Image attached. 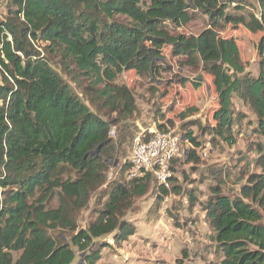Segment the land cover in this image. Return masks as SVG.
Wrapping results in <instances>:
<instances>
[{
	"label": "trees",
	"instance_id": "obj_1",
	"mask_svg": "<svg viewBox=\"0 0 264 264\" xmlns=\"http://www.w3.org/2000/svg\"><path fill=\"white\" fill-rule=\"evenodd\" d=\"M202 18L198 35L179 31ZM240 26L261 33L256 74L245 70L235 40L221 34ZM167 56L210 76L217 94L212 125L180 127L189 164H199L193 127L223 150L235 144L244 118L233 99L254 118L259 172L241 176L236 197L221 188L231 180L226 165L206 166L195 180L182 175L190 186L208 184L203 201L173 176L178 157L167 186L149 174L127 177L140 128L128 123L137 108L118 78L132 71L154 80L167 71ZM0 80V264H97L110 241L136 233L133 218L145 200L154 199L145 219H158L171 194L200 206L220 257L212 264H264V225L251 204L264 211V0H5ZM154 128L168 132L163 123ZM92 200L95 218L79 229Z\"/></svg>",
	"mask_w": 264,
	"mask_h": 264
},
{
	"label": "rangeland",
	"instance_id": "obj_2",
	"mask_svg": "<svg viewBox=\"0 0 264 264\" xmlns=\"http://www.w3.org/2000/svg\"><path fill=\"white\" fill-rule=\"evenodd\" d=\"M4 2L5 0H0L2 15ZM205 21L203 18L196 19L179 31L187 35H198L205 27ZM221 34L235 40L245 70L256 74L258 66L256 48L261 33H252L240 26L228 27ZM181 60L183 59L167 56L165 61L167 71L162 72L154 80L140 77L132 71L123 72L119 76L118 83L131 91L137 108V112L128 123L134 124L133 132L139 128L145 129L163 123L169 133L180 139L177 156L179 160L174 166L173 176L182 187L196 189L199 201L208 197V184L205 182L190 186L183 182L182 175L195 180L201 170L209 165L219 167L226 165L230 168L231 180L227 182L224 179L225 183L221 188L225 195L236 197L240 186L245 183L241 176L259 172L254 164L256 154L251 152L252 146L262 141L256 138L252 131L255 126L254 118L240 101L233 99L235 109L241 111L244 118L235 127V144L231 147L224 146L223 150L210 147V136L200 135L201 131L193 127L192 131L198 135L200 144L196 150L199 164H189L186 157L191 147L181 138L180 127L188 121H196L203 128L212 125L213 113L217 107V94L210 76L196 67H182ZM197 84L200 86L196 87ZM73 90L93 110L79 88L74 86ZM182 113L187 116L183 120L180 118ZM112 128L115 131L113 140L116 141L117 129ZM128 148L129 145L126 149ZM112 167H115V164ZM111 176L112 174L109 175ZM153 200V198L145 200L142 204L144 208L142 214L133 218L136 233L119 245L110 241L111 248L103 252L102 259L97 264H212L220 259L214 251V245L209 238L210 228L199 205L189 208L183 196L171 194L170 197L164 198L157 208L158 219L152 217L146 220L143 213L152 208ZM251 204L260 214V223L264 225V211L256 204ZM94 206L95 202L90 201L88 209L81 214L77 224L79 229L85 228L87 223L95 218Z\"/></svg>",
	"mask_w": 264,
	"mask_h": 264
},
{
	"label": "built area",
	"instance_id": "obj_3",
	"mask_svg": "<svg viewBox=\"0 0 264 264\" xmlns=\"http://www.w3.org/2000/svg\"><path fill=\"white\" fill-rule=\"evenodd\" d=\"M180 150V139L169 132L154 127L139 129L132 140L126 158L130 165L128 178L149 174L157 182L167 186L169 165Z\"/></svg>",
	"mask_w": 264,
	"mask_h": 264
}]
</instances>
